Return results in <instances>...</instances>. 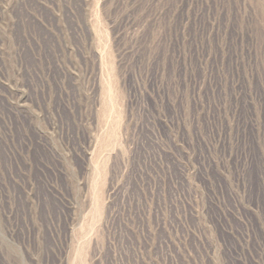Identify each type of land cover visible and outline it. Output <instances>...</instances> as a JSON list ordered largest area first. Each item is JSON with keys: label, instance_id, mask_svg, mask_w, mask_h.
Returning <instances> with one entry per match:
<instances>
[{"label": "rangeland", "instance_id": "1", "mask_svg": "<svg viewBox=\"0 0 264 264\" xmlns=\"http://www.w3.org/2000/svg\"><path fill=\"white\" fill-rule=\"evenodd\" d=\"M0 264H264V0H0Z\"/></svg>", "mask_w": 264, "mask_h": 264}]
</instances>
